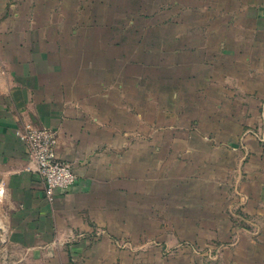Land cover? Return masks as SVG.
Wrapping results in <instances>:
<instances>
[{"label":"crops","instance_id":"obj_1","mask_svg":"<svg viewBox=\"0 0 264 264\" xmlns=\"http://www.w3.org/2000/svg\"><path fill=\"white\" fill-rule=\"evenodd\" d=\"M26 126L56 133L68 193ZM169 249L264 264V0H0V264Z\"/></svg>","mask_w":264,"mask_h":264},{"label":"built area","instance_id":"obj_2","mask_svg":"<svg viewBox=\"0 0 264 264\" xmlns=\"http://www.w3.org/2000/svg\"><path fill=\"white\" fill-rule=\"evenodd\" d=\"M19 139L35 161L48 200L56 191L68 193L74 187L77 178L71 166L55 155L56 133L53 130L26 126Z\"/></svg>","mask_w":264,"mask_h":264},{"label":"rangeland","instance_id":"obj_3","mask_svg":"<svg viewBox=\"0 0 264 264\" xmlns=\"http://www.w3.org/2000/svg\"><path fill=\"white\" fill-rule=\"evenodd\" d=\"M167 251H169V252L168 253L166 252L167 254L164 255L165 257H162V259H161L162 262H160V264H169L168 260L172 259V249H169ZM173 253H174V251H173ZM165 260H166V262H164Z\"/></svg>","mask_w":264,"mask_h":264}]
</instances>
